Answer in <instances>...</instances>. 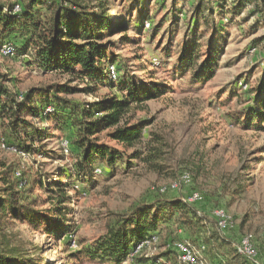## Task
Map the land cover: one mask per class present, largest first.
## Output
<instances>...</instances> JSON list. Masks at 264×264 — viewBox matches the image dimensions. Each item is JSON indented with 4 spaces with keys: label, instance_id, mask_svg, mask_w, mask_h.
<instances>
[{
    "label": "rangeland",
    "instance_id": "obj_1",
    "mask_svg": "<svg viewBox=\"0 0 264 264\" xmlns=\"http://www.w3.org/2000/svg\"><path fill=\"white\" fill-rule=\"evenodd\" d=\"M108 2L113 19L117 13L126 16L129 10L130 16L125 21L132 27L125 34L107 39L109 50L115 56V66L121 68L119 74L147 84L154 82L163 91L157 99L146 103L143 110L132 115V123H150L143 130L144 141L150 140L151 146L161 151L158 161L161 170H152L135 160H132L131 167L119 162L112 170L104 163H97L95 168L101 173L92 174L89 183L84 184L74 178L75 155L70 150L64 154L60 147L62 141L71 140V129L66 125L60 129L53 119L50 122L33 120L35 128L50 136L36 145L43 155L21 158L0 147V196L14 205L48 210L53 206L52 194L45 189L48 183L56 180L57 174L62 173L61 180L68 185L66 195L71 198L63 207L62 216L71 233L61 240L54 239L45 233L43 225L34 227L29 221L13 218L5 208L0 211V252L35 262L42 260L41 264H116L111 260H88L84 254L79 255L77 261L71 254L104 238L137 206L159 197L180 199L188 191H198L213 206L222 205L236 225L233 232L220 234L228 245L214 248L217 255L214 262L242 264L231 243L243 233L252 234L259 256L264 260V127L247 130L233 121V115L248 106V91L255 86L263 68L264 0L247 4L241 15L234 18L221 14L226 20L221 21L219 35L213 41L214 48L221 50L218 69L203 85L190 84L189 76L179 77L174 73V65L186 39L185 24L194 0H176L175 6L172 0H163V3L162 0L147 1L145 8L142 7L148 15L143 28L136 23L139 11L132 7L135 0ZM231 5L232 1L228 2L227 8ZM214 10V18L218 20L219 11ZM173 15L179 21L172 27L170 18ZM153 27L155 30H151ZM200 31L203 36L199 43L205 51L212 35L203 27ZM20 32L10 40L15 46V55L12 58L0 56V73L7 77L6 86L12 93L23 94L31 88L68 84L78 90L68 99L80 105L109 95L121 96L117 88L107 83L93 85L82 77L43 71L34 63L30 53L18 51L24 34V31ZM153 135L161 141L155 142ZM101 136L106 144L116 146L104 137V133ZM2 142L12 144L0 124V146ZM136 150L142 151V146ZM132 151L125 153L128 155ZM18 167L23 168L27 180L23 190L16 188L12 177ZM183 173L191 176L190 187L177 191L169 189L165 195L156 192L162 186L169 188ZM170 228L160 225V243L150 258L159 259L171 250L166 247V239L169 236L174 238L177 227ZM194 235L189 231L186 237L192 239ZM188 243L194 247L191 241ZM208 249L211 251V245ZM175 257L173 253L168 260L162 259L158 264H178ZM122 264L132 263L126 261Z\"/></svg>",
    "mask_w": 264,
    "mask_h": 264
},
{
    "label": "trees",
    "instance_id": "obj_2",
    "mask_svg": "<svg viewBox=\"0 0 264 264\" xmlns=\"http://www.w3.org/2000/svg\"><path fill=\"white\" fill-rule=\"evenodd\" d=\"M147 1L149 0H135L132 6L139 11L136 23H140L142 28L148 20L147 11L142 8H145ZM194 1L185 24L187 35L174 65V73L179 77L189 76L190 84L203 85L213 78L218 69L221 50L214 48L213 41L219 35L221 21L226 20L222 15H231L233 18L239 16L247 4L256 0ZM230 1L232 5L227 8ZM172 3L173 6L177 5L176 0H172ZM17 5L19 12L14 11ZM214 9L219 11L218 20L214 18ZM127 13L126 16L117 13L113 19L108 0H0V46L4 42H11L22 30L24 34L18 51L30 53L34 63L43 71L82 77L93 85L107 83L108 86L117 88V92L121 94L120 97L109 95L80 105L68 99L78 92L76 88H71L68 84H56L31 88L22 94L20 100L19 93H12L8 89V79L0 73V124L4 128L5 137L12 142L11 145L5 142L9 147L28 156L43 155L36 145L48 140L50 136L46 131L35 128L32 121L50 122L53 119L60 129L63 125L71 129L72 138L67 141L70 153L75 155L74 178L84 184L89 183L97 163H104L112 170L119 162L131 167L132 160H135L152 170H161L158 164L161 151L151 146L150 140L144 141L143 130L150 123H132V115L143 110L146 103L157 99L163 91L154 82L147 84L132 76L119 74L121 68L115 66V56L109 50L110 43L107 41L109 37L125 34L132 28L125 21L130 16L129 10ZM178 21V17L171 16L172 27L177 26ZM201 27L212 35L205 51L199 43L203 36ZM153 29L155 30L154 27L151 28ZM261 65L263 68L260 77L248 91V106L233 115V121L247 130H260L264 127V51ZM109 66L116 69L115 81L109 79ZM47 107L53 111L43 116ZM103 133L117 147L102 141ZM153 137L155 142L161 141L159 137ZM138 146H142L143 150H136ZM127 150L133 151L126 155ZM62 177V173L57 174L56 180L48 183L45 189L52 194L50 201L53 206L48 210L14 205L0 196V211L8 208L13 218L29 221L34 227L43 225L46 234L57 240L63 239L67 233H71L70 226L62 216L65 210L63 207L71 198L66 195L68 185L63 184ZM182 198L183 196L180 199L164 200L159 197L148 204L137 206L121 218L104 238H100L89 248L71 254V257L79 261V255L84 254L88 260H111L122 264L127 261L136 244L145 237L160 236L158 229L165 224L168 228L177 227L174 238L169 236L166 239L167 244L191 241L195 248L203 246V256L214 262L217 256L214 248L228 245L216 231L215 221L210 216L213 208L222 205L213 206L205 197L203 202L190 205L183 202ZM197 212L202 216L198 217ZM189 231L195 233L192 239L186 237ZM209 245L211 251L208 249ZM233 252L242 260V264H250L234 250ZM171 254L173 251L169 250L159 259L135 258L132 264H158V261L172 257ZM41 263L42 260L35 262L0 252V264Z\"/></svg>",
    "mask_w": 264,
    "mask_h": 264
},
{
    "label": "built area",
    "instance_id": "obj_3",
    "mask_svg": "<svg viewBox=\"0 0 264 264\" xmlns=\"http://www.w3.org/2000/svg\"><path fill=\"white\" fill-rule=\"evenodd\" d=\"M14 11H20L18 5L14 7ZM145 27L149 28V25L145 24ZM14 55L15 47L10 42H4L0 46L1 57L12 58ZM108 73L110 81H115L117 79V72L114 66H109ZM18 99H22V94H19ZM52 111L53 110L50 107L45 108L43 116L51 113ZM0 147L6 151H12L21 158H25L26 156L28 157V155L17 151L15 148L9 147L5 142H2ZM60 147L64 154L68 153L69 145L67 141H62ZM100 173V169H95L93 172L94 175H99ZM12 177L15 181L16 188L18 190H23L26 188L27 180L23 175L22 167L16 168L12 173ZM191 183V176L188 173H183L176 180H174V182L170 184L169 188L162 186L159 187L156 192L160 195H163L167 193L169 189L172 191H177L180 190L182 187H190ZM182 201L190 205L201 203L204 201V195L198 191H190L189 193H186L183 196ZM197 216L201 217L202 215L200 212H197ZM210 216L215 221V228L219 234L227 235L228 233L233 232L236 229L234 218L224 208H213ZM159 243L160 238L158 235H150L145 237L143 240L136 244L131 254L129 255L127 261H130L132 263L133 259L135 258H150L157 250ZM166 247L170 248L171 251L176 254L175 258L178 264H219L215 262H210L203 256V251L205 249L203 246L196 249L187 242L175 241L172 244H167ZM231 247L238 256L246 260L248 263L264 264L263 260H261L259 256L258 248L256 246V242L252 234L243 233L241 235H238L236 241H233L231 243Z\"/></svg>",
    "mask_w": 264,
    "mask_h": 264
},
{
    "label": "crops",
    "instance_id": "obj_4",
    "mask_svg": "<svg viewBox=\"0 0 264 264\" xmlns=\"http://www.w3.org/2000/svg\"><path fill=\"white\" fill-rule=\"evenodd\" d=\"M263 262H264V260H263Z\"/></svg>",
    "mask_w": 264,
    "mask_h": 264
}]
</instances>
